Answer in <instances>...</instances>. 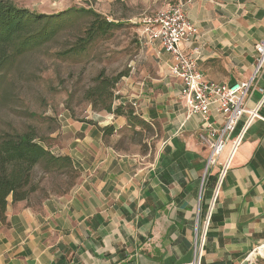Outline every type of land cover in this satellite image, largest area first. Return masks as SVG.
<instances>
[{"label": "crops", "instance_id": "obj_1", "mask_svg": "<svg viewBox=\"0 0 264 264\" xmlns=\"http://www.w3.org/2000/svg\"><path fill=\"white\" fill-rule=\"evenodd\" d=\"M12 1L45 14L71 7L70 0ZM178 3L199 31L188 52L195 50L202 74L221 83L248 80L255 45L264 38V0L88 1L107 19L132 23ZM147 47L151 70L129 81L119 99L134 103L139 119L159 129L157 151L124 153L113 146L129 127L125 116L109 112L77 120L63 113L48 132V147L71 158L76 183L62 194L34 192L16 202L8 197L0 264H188L196 256L197 219L208 215L212 201L199 264H244L250 249L264 243V67L246 100L263 119L247 126L217 187L230 143L206 170L200 119L185 116L180 81L169 72L171 56L157 42ZM109 126L112 132L104 136Z\"/></svg>", "mask_w": 264, "mask_h": 264}, {"label": "rangeland", "instance_id": "obj_2", "mask_svg": "<svg viewBox=\"0 0 264 264\" xmlns=\"http://www.w3.org/2000/svg\"><path fill=\"white\" fill-rule=\"evenodd\" d=\"M88 1L70 0V4L71 7H88ZM53 6L54 10L59 7L55 1ZM137 18L135 23L120 20V27L105 38L94 40L88 50L77 55H61L80 34L76 27L62 30L53 41L19 57L5 73L7 99L0 104V130L13 127L21 131L31 126L40 142L48 146V132L63 113L77 120L106 115L103 110L93 109L85 99L84 92L93 87L94 77L99 73L107 78L121 75L113 88L114 95L120 97L127 95L125 90L129 81L141 78V73H148L153 66L147 58L148 44L139 41ZM118 103L119 98L113 100V104ZM158 130L156 127L147 130L140 125L135 130L124 127L112 143L124 153L156 152L161 136ZM33 174L34 182L39 186L35 192L40 196L66 193L74 180L70 174L47 173L40 166ZM208 207L209 211L210 205ZM197 212L199 214V209ZM207 221L208 215L201 221L198 217L193 234L197 259L201 252L199 246L206 238Z\"/></svg>", "mask_w": 264, "mask_h": 264}, {"label": "trees", "instance_id": "obj_3", "mask_svg": "<svg viewBox=\"0 0 264 264\" xmlns=\"http://www.w3.org/2000/svg\"><path fill=\"white\" fill-rule=\"evenodd\" d=\"M120 25L121 22L107 19L92 6L69 7L45 14L16 5L12 0H0V104L7 99L5 73L19 57L53 41L62 30L76 27L80 34L61 55H77L88 50L94 40L105 38ZM120 76L107 78L101 73L97 74L93 87L84 92L85 99L93 109L125 116L130 129L135 130V126L140 125L151 130L135 114L131 103L113 104V100L119 98L114 95L113 88ZM103 132L104 136L108 135L112 127L103 128ZM37 166L51 174H70L74 180L68 188L76 183L77 170L71 158L51 153L49 147L40 142L33 127L28 126L21 131L13 127L0 130V221L5 220L9 196L15 202L23 201L38 190L39 186L33 177ZM207 178L206 175L203 185Z\"/></svg>", "mask_w": 264, "mask_h": 264}, {"label": "built area", "instance_id": "obj_4", "mask_svg": "<svg viewBox=\"0 0 264 264\" xmlns=\"http://www.w3.org/2000/svg\"><path fill=\"white\" fill-rule=\"evenodd\" d=\"M199 31L185 15L181 4H168L164 8L143 15L138 21L139 41L143 44L157 42L171 56L169 72L180 81L179 98L184 105L185 116H198L200 123L197 134L201 143L208 148L206 170L218 162L219 156L230 143V149L223 161L218 174V185L229 166V160L242 140L243 133L253 119L261 118L258 108L252 110L246 107L250 86L256 75L264 67V38L255 45V63L252 76L245 81L221 83L209 80L198 67L195 50L188 52L195 42ZM135 106L134 103L131 104ZM243 115L246 116L243 119ZM240 130L235 133L238 124ZM216 192V189L215 191ZM213 201L210 204V214ZM204 240L199 246L201 251ZM196 250V245L194 247ZM195 256L193 262H199ZM264 258V243L254 246L243 258L244 264H255L257 259ZM197 262V263H198Z\"/></svg>", "mask_w": 264, "mask_h": 264}, {"label": "water", "instance_id": "obj_5", "mask_svg": "<svg viewBox=\"0 0 264 264\" xmlns=\"http://www.w3.org/2000/svg\"><path fill=\"white\" fill-rule=\"evenodd\" d=\"M198 264H199V262H198Z\"/></svg>", "mask_w": 264, "mask_h": 264}, {"label": "bare ground", "instance_id": "obj_6", "mask_svg": "<svg viewBox=\"0 0 264 264\" xmlns=\"http://www.w3.org/2000/svg\"><path fill=\"white\" fill-rule=\"evenodd\" d=\"M196 264V263H195Z\"/></svg>", "mask_w": 264, "mask_h": 264}]
</instances>
